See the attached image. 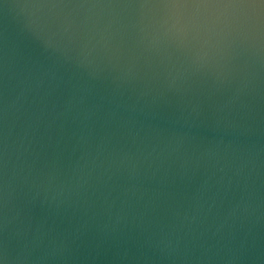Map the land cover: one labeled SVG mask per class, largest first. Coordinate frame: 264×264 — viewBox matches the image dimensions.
<instances>
[{"label":"water","instance_id":"95a60500","mask_svg":"<svg viewBox=\"0 0 264 264\" xmlns=\"http://www.w3.org/2000/svg\"><path fill=\"white\" fill-rule=\"evenodd\" d=\"M0 264H264V0H0Z\"/></svg>","mask_w":264,"mask_h":264}]
</instances>
